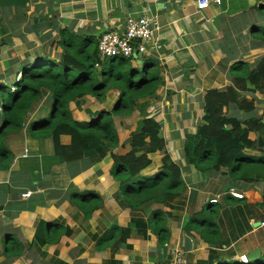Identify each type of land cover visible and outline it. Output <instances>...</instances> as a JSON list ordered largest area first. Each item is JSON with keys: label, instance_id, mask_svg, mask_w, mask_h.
I'll use <instances>...</instances> for the list:
<instances>
[{"label": "crops", "instance_id": "0c3cea01", "mask_svg": "<svg viewBox=\"0 0 264 264\" xmlns=\"http://www.w3.org/2000/svg\"><path fill=\"white\" fill-rule=\"evenodd\" d=\"M261 4L264 0H222L219 6L200 10L194 0H0V68L6 74L10 67L17 70L37 55L58 60L67 38L96 42L102 33L122 29L126 18L146 15L156 21L158 31L136 64L152 61L163 81L146 115L160 124L166 146L174 145L183 156L185 135L202 123L203 91L230 85L229 69L234 63L252 66L261 55L248 36V27L261 16L255 10ZM112 91L102 102L90 96L78 105L71 102L74 120L85 122L88 113L107 110L104 106L112 101ZM132 114L134 126L128 130L126 126L124 134L116 127L119 146L112 153L128 148L139 111ZM189 128L193 131H185ZM259 135L264 137V131ZM69 142V136L60 137L62 145ZM5 145L11 160L7 170H0V256L10 257L8 263L21 253L30 256L31 264L170 263L176 251L182 253L183 264L206 261L211 250L238 261L254 249L264 256V187H237L221 173L202 174L185 162L183 175L190 171L202 182L185 187L170 207L149 202L132 210L122 201L118 182L110 174V153L95 164L60 162L51 140L33 137L27 123L20 132L8 134ZM24 149L28 156L23 158ZM28 192L30 196L23 198ZM88 197L101 206L86 219L75 202ZM157 211L169 213L165 220L170 235L165 244L148 227ZM200 212L205 220L215 216L221 233L216 245L186 229L190 217ZM53 224L62 225L65 233L58 242L46 244L43 231ZM12 243L13 251L19 250L16 243L21 246L19 255L10 256L6 247Z\"/></svg>", "mask_w": 264, "mask_h": 264}, {"label": "trees", "instance_id": "16d2710c", "mask_svg": "<svg viewBox=\"0 0 264 264\" xmlns=\"http://www.w3.org/2000/svg\"><path fill=\"white\" fill-rule=\"evenodd\" d=\"M255 10L261 16L248 27V36L253 48H263L262 54L252 66L234 63L229 69L230 85L203 91L202 123L193 134L185 135L182 149L187 165L197 172L221 173L237 187H264V137L259 135L264 131V108L257 114L255 99L247 98L264 95V4ZM67 39L62 42L58 60L39 57L15 69L11 79L0 76V170H7L11 160L6 136L20 132L27 123L33 137L51 140L53 153L60 162L85 160L95 164L110 153L113 162L110 174L118 182L119 195L130 209L149 202L170 207L181 198L186 185L181 168L166 151L160 124L146 115L150 99L163 84L156 64L143 61L137 66L135 60L124 58L102 61L97 42ZM110 90L117 93V99L109 110L88 113L90 118L85 122L74 120L69 110L71 102L78 105L86 96L102 102ZM135 110L139 111V119L127 139L128 148L121 154L112 153L119 146L114 117L130 116ZM32 112L36 116L30 119ZM250 134L256 137L251 139ZM62 135L70 137L68 145L60 143ZM156 152L163 154L160 165L154 173L146 174L151 166L149 156ZM261 197L264 202V188ZM75 205L87 219L101 203L88 197ZM167 217L169 213L157 211L148 223L160 244H165L170 235ZM201 217L202 212L192 215L187 231L193 230L204 241L216 245L221 233L215 216L210 220ZM39 230H42L40 223ZM64 233L62 225L53 224L42 235L46 244H54ZM14 245L6 247L10 256L21 253L17 243L19 250L13 251ZM197 264H264V256L244 263L211 250L207 260Z\"/></svg>", "mask_w": 264, "mask_h": 264}, {"label": "built area", "instance_id": "2783aa9c", "mask_svg": "<svg viewBox=\"0 0 264 264\" xmlns=\"http://www.w3.org/2000/svg\"><path fill=\"white\" fill-rule=\"evenodd\" d=\"M194 2L201 10L214 5L219 6L222 0H194ZM157 31L156 21L146 15L128 17L122 29L106 31L98 37L96 41L98 55L102 61L110 58H124L137 62L145 54L147 45L153 40L154 33ZM27 153V150L24 151L21 157H26ZM230 192L234 193V189H230ZM236 196L240 194L236 193ZM182 258V253L176 251L170 263L157 264H183ZM242 261L246 262L245 259Z\"/></svg>", "mask_w": 264, "mask_h": 264}, {"label": "rangeland", "instance_id": "374dc122", "mask_svg": "<svg viewBox=\"0 0 264 264\" xmlns=\"http://www.w3.org/2000/svg\"><path fill=\"white\" fill-rule=\"evenodd\" d=\"M259 18V17H258ZM253 19H254V17H253ZM252 19V20H253ZM47 48V47H46ZM46 48H44V49H46ZM253 48V47H252ZM254 49V51L257 53V55H259V54H262V52H263V48H261V47H256V48H253ZM57 51H59V50H57ZM34 55V54H33ZM32 55V56H33ZM55 56H56V54H55ZM40 56H38L37 55V57L36 58H39ZM57 57V56H56ZM137 66H140V64H138ZM17 67V66H16ZM2 68V67H1ZM0 68V69H1ZM10 68H12L13 70L11 71V69ZM9 68V73L7 72L6 74H4L3 72H2V69H1V71H0V74L3 76V78H6V79H11L12 77H13V75H14V71H15V68H13V67H10ZM137 69H138V67H136ZM4 72H5V70H4ZM5 81V80H4ZM114 94V96H113V94ZM109 94H111V98H112V103L111 102H109V105H105L104 106V108H106L107 110H109L112 106H113V104L115 103V101H116V99H117V95L114 93V91H112V92H110ZM115 95H116V97H115ZM259 96H260V98L258 99V98H256V96L254 95V96H251V95H248L247 96V98H251V97H253L254 99H255V102H256V109L258 110V111H261L263 108H264V101H263V99H264V95H261V94H258ZM105 97H106V95H105ZM93 101V100H92ZM92 108H94V107H92ZM32 114V116L35 118V116H36V114H35V112L33 113H31ZM114 122H115V126L117 127V128H120V130H121V132H123V134H124V131L126 130V129H124L126 126H128V128H127V130L128 129H130V127H132V126H134V124H135V122H136V118L133 116V114L131 115V116H122V115H119V116H115L114 117ZM168 130V129H167ZM185 131H193V128H189L188 130H185ZM125 134H126V132H125ZM183 136V135H182ZM254 139V138H253ZM182 147V146H181ZM175 148H179V147H175ZM26 150H28V149H24V151H26ZM23 151V152H24ZM166 151H167V153L169 154V156L171 157V160L174 162V163H176L180 168H184V169H187V163H185L186 162V160L184 159V155L182 156L181 154H178V152H176L175 151V149H174V145H170V144H168L167 146H166ZM26 156H28V153L26 154ZM162 156H163V154L162 153H158V152H156V153H154V154H151L149 157H150V159H151V166L148 168V174H151V173H154L155 171H157V169H158V167H159V165H160V160H161V158H162ZM182 156V157H181ZM181 158H183V161H182V159ZM184 163H185V165L186 166H184ZM182 170V169H181ZM196 179V180H195ZM182 180L184 181V183H185V185H186V187H196L198 184H199V182H202L203 181V179H201V180H199L198 179V177L197 178H195L194 176H193V174L189 171L188 173H185L184 172V175H183V170H182ZM201 184V183H200ZM196 185V186H195ZM205 187H207V185L205 184L204 185ZM203 186V187H204ZM30 196V193L28 192L27 194H25V195H23V198L24 197H29ZM80 199H82V198H80ZM182 202V201H181ZM2 227V225H0V228ZM3 231L5 232L6 230L5 229H3ZM18 234V233H17ZM1 244V243H0ZM9 259H11L10 257H7V258H5V257H1L0 256V261H1V263H2V261L4 260V264H7L8 263V260ZM6 260V261H5ZM2 263V264H3ZM8 264H31V259H30V256H26V255H24V254H22L21 253V255L19 256V257H16V258H14V261L13 260H11Z\"/></svg>", "mask_w": 264, "mask_h": 264}, {"label": "water", "instance_id": "95a60500", "mask_svg": "<svg viewBox=\"0 0 264 264\" xmlns=\"http://www.w3.org/2000/svg\"><path fill=\"white\" fill-rule=\"evenodd\" d=\"M140 57V56H139ZM260 258V250L254 249L245 255L246 262H253Z\"/></svg>", "mask_w": 264, "mask_h": 264}]
</instances>
